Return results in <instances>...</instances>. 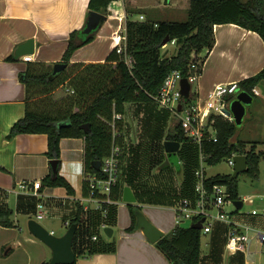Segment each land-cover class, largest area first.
I'll return each instance as SVG.
<instances>
[{
	"label": "crops",
	"instance_id": "0c3cea01",
	"mask_svg": "<svg viewBox=\"0 0 264 264\" xmlns=\"http://www.w3.org/2000/svg\"><path fill=\"white\" fill-rule=\"evenodd\" d=\"M125 1H130L132 6L145 7L146 10L139 13L146 18L151 16L157 20H160L157 17L159 13L166 16L164 19H173L169 16L171 11H166L169 5L178 13V8L183 5V2L187 5L190 3V0H117L111 2L108 18L97 30L95 39L74 52L70 60L71 65L106 61L110 52L115 48V34L122 25L125 27L128 18L139 19L136 18V14L139 13L128 9ZM89 2L90 0H0V208L11 209L13 211L11 219L14 222L11 227L0 224V264H43L49 262L52 257L51 248L34 236L30 230L26 231L22 225V222L31 218L32 214L36 215L38 198L31 194H18L15 191L17 184L21 181H42L52 173L51 158L47 155L48 135L21 133L9 139L8 134L14 123L25 115L27 103L33 107L34 101L40 98V96H33L24 82L23 78L27 69L29 66H34L32 63L43 64L45 69L54 68L56 62L62 61L71 32L86 25L90 12ZM214 31L215 45L211 50L202 52L205 56L203 69L196 84L194 83L195 87L192 86V89L197 92V98H201L202 102L207 98L208 93L219 84L239 82L256 74L264 67V40L259 33L236 23L216 24ZM28 38H34L36 42L35 53L32 54L33 60L25 61L23 57L16 61L7 60L16 45ZM127 104L124 113L125 146L121 182L133 189L137 197L136 204L145 207L155 224L166 234L176 227L175 208L179 201L174 202L171 199L172 202L165 200L155 203L149 200L148 195L150 193L153 196L160 190L168 188V185L159 186V180H153L149 187L140 186L141 194L146 191L147 196H142V199L138 200L134 187H138L140 179L134 178L130 175L131 173L125 175L126 165L129 169L132 166L131 157L134 148L132 125L125 121ZM136 104H130L129 107ZM140 112L142 113V109L137 106L132 117H139ZM171 113L173 119L174 116ZM172 119L168 118L169 127L166 128L170 129ZM84 149L85 138L65 137L61 141L60 173L71 182L75 190L74 194H69L64 187H52L45 184L42 186L45 194L44 201L49 209L50 217L60 219L62 225L66 227V223L71 222L76 215L78 204L83 206L80 198L84 195L83 176L81 175ZM130 182L133 184L130 185ZM181 182L183 184L184 180ZM181 188L182 185L179 189ZM13 195L14 204L11 203ZM249 196L254 197V195ZM126 205L129 207V203L123 200L122 192V200H118L114 207L110 224H105V227H112V236L104 232L105 227L102 228L104 225L102 224L96 232L99 238L88 242L93 246L106 244L113 250H101L86 257L79 256L77 258L79 264H171L155 242H151L142 230H127L132 224V217L130 208L129 210L123 208ZM166 206H169L173 213L172 220V215H167L170 221L156 214V211ZM258 208H264V205H258ZM121 209H125V212ZM234 220L245 224L244 219L234 218ZM169 225L171 226L167 227ZM215 228L218 232H223L226 249L228 224L218 221ZM50 231L57 235L63 234L57 233L55 227ZM261 250L262 245L259 250H253L250 247L248 255L250 257ZM244 254L246 253L229 252L228 264H249L248 260L244 261ZM222 260L219 247H211L206 252L202 264H222Z\"/></svg>",
	"mask_w": 264,
	"mask_h": 264
},
{
	"label": "trees",
	"instance_id": "16d2710c",
	"mask_svg": "<svg viewBox=\"0 0 264 264\" xmlns=\"http://www.w3.org/2000/svg\"><path fill=\"white\" fill-rule=\"evenodd\" d=\"M113 1L117 0H90L89 9L90 11H100L108 16L109 6ZM221 23H236L256 31L264 40V0H190L188 14L184 20H157L151 16L145 20L128 18L125 23V44L126 55L131 58L130 64L125 60L126 55L119 54L116 48L110 52L105 62L71 65L78 68L77 72L71 75H68V66L53 76L54 68L45 69L43 64L32 63L34 66H29L23 79L33 96H39L37 91H42V94L34 101L33 107L27 103L25 115L14 123L8 138L12 139L21 133H45L48 135L49 144L47 155L51 159H61L63 138H85L84 172L85 174L100 175L101 169L94 167V161L102 160L107 156L114 141L121 144L124 149L123 126L126 104L137 103L138 108L145 111L143 103L155 102L153 96L158 94L169 72L179 69L184 77H188L192 72L190 67L192 53H201L213 48L216 42L214 27ZM83 29L84 27L76 29L70 34L67 49L62 57V61L68 65H70L74 52L91 43L96 37L97 30L85 34ZM167 37L170 38L169 42L176 40L177 51L171 56H165L162 52L163 41ZM7 60L16 61L13 55L8 56ZM114 62L116 65L112 66ZM261 81H264V67L256 74L239 81L241 91H248L254 96L253 88ZM60 83L62 85L69 83L71 86L68 87L72 90L68 93L69 99H71L68 101L70 109L65 114L62 112L53 114L51 111L45 110L43 106L50 103L46 98L49 96L52 98L53 91L61 85ZM197 96V92L192 89L191 96L185 101L189 104L194 103ZM60 107L61 105H58L59 110ZM76 107L78 109L75 110ZM167 113L170 114V112ZM115 114H121L122 117L115 118ZM212 118H214L213 124L217 140L210 139L202 143L205 161L216 165L233 152L245 153L248 155L249 169L244 173L258 178L259 165L264 157V150L256 152L255 144L248 150L245 143L235 139L237 130L235 120L230 121L219 115L212 116ZM113 120L116 124V134L112 127ZM166 139L180 141L181 146L184 143H194L186 136L180 120L176 116L173 118V125L169 129ZM184 151L182 153L186 158ZM187 173L188 176L184 179L181 192L178 191L181 196H177V199L195 196L196 175L191 167H188ZM121 176L111 193L115 200H122L125 185L121 182ZM238 178L239 176L233 177L232 174L215 175L207 177L206 184L208 189H211L214 184L226 185L230 197L237 200L241 199ZM43 184L64 187L69 194L75 192L71 182L61 173L48 174L42 180ZM132 184L130 182V185ZM82 190L84 195L89 194V183L85 179L82 181ZM143 194L141 195L147 196L146 191ZM159 194L164 195L160 190L153 196L149 193L148 198L152 202H160L162 200L154 199ZM115 206L116 204L104 206L108 209L105 215L102 209L85 210L82 205L78 204L76 215L70 222V224L77 223L78 225L73 242L77 258L91 256L101 250L112 249L106 244L93 246L88 242L95 241L93 235L96 234L99 226L110 224ZM135 206L129 204L132 224L127 228L128 231L136 229V217L133 211ZM12 213L11 209L0 208V224L7 227L13 226ZM202 232V229L192 227V224L176 226L155 242V245L172 264H202ZM77 258L72 264H79ZM43 264H48V262Z\"/></svg>",
	"mask_w": 264,
	"mask_h": 264
},
{
	"label": "rangeland",
	"instance_id": "374dc122",
	"mask_svg": "<svg viewBox=\"0 0 264 264\" xmlns=\"http://www.w3.org/2000/svg\"><path fill=\"white\" fill-rule=\"evenodd\" d=\"M246 1V0H243ZM128 9L134 11L136 13L144 12L146 10L145 7L132 6L130 1H125ZM186 2H183V5L179 6V10L177 13L176 9H172L173 7L169 5L166 8V11L169 12V16L175 20H184L188 14V8L190 3L186 6ZM186 6V7H185ZM183 7V8H182ZM188 7V8H187ZM140 9V10H139ZM161 12V11H160ZM140 14V13H139ZM136 14V18L140 19V15ZM168 16V17H169ZM133 17V16H132ZM157 17L160 19L166 18L163 13L157 14ZM146 18V17H145ZM141 20V19H140ZM119 32L121 35L124 34V26L120 28ZM177 51L176 43H168L166 47L162 48V52L165 56H171L175 54ZM62 62V61H61ZM64 62V61H63ZM111 65V64H110ZM116 62L112 63V66H115ZM68 75L74 74L77 72L76 67L68 65ZM61 84V83H60ZM196 84V82H195ZM58 85V84H57ZM33 86V85H31ZM69 83H63L60 86H56V90L52 93V98L47 97V102L49 104H45L43 108L45 110L51 111L53 114H58L60 112L66 113L70 108L68 105L69 99L68 93L70 91L67 90L69 87ZM71 87V86H70ZM195 87V85H194ZM257 89L261 92L260 95H254L253 100L247 106L246 114L243 118L241 124L237 125V130L235 134V139L241 141L246 144V148L249 150L255 144L256 152H260L264 150V81H261L257 86ZM44 90V89H43ZM42 91H37V95L40 96ZM67 96V97H66ZM66 97V99H65ZM235 99V97H231L228 100V105ZM45 101V100H44ZM46 102V101H45ZM133 104V103H130ZM129 103L127 104L126 115L127 118L125 121L132 125V136H133V155H132V166L129 169V166L125 167V175L133 176L134 178L140 179V184L138 187H134L136 193L138 195V200H141V191L139 189L142 187H149L152 184L153 180H159V186L168 185V188L164 189L162 192L164 195H157L154 199L162 200L170 202L171 199L175 201H179L177 199L181 196V189L179 187L182 185L181 180L183 181L188 176V167H191V170H203L204 175L207 177L220 175H230L234 172V166H231L227 159H223L220 163L216 165H211L208 162L202 160L200 149L197 143H184L182 144L181 149L179 150V157L181 162V168L178 170L177 165L173 163H169L164 166L167 160V153L165 150V140L168 134L169 127L167 121L168 118L172 119V116L168 114L167 109L159 106L154 101L143 103V108L145 111L142 113H138L139 117H132L133 112H136V105H131L133 107H129ZM42 105V102H41ZM58 105H61L60 110L58 109ZM142 106V104H141ZM65 109V110H64ZM78 107L75 108V110ZM167 111V112H166ZM171 113V112H170ZM172 114V113H171ZM173 120V119H172ZM173 125V122L172 124ZM172 126H170L171 128ZM186 154V159L183 156L182 151ZM188 165V166H187ZM187 174V175H186ZM195 176V175H194ZM239 182V193L240 197L244 201L243 207L238 209L234 204V200L227 195V204L226 209L229 211L233 218L244 219L245 225L251 228L250 234L252 235L254 230L256 231H264V208H258V205H264V157L260 162V173L258 178L251 177L245 173H241L238 178ZM138 190V191H137ZM180 190V192H178ZM249 195H254V203H250L247 200ZM263 195V196H262ZM178 196V197H177ZM246 197V198H245ZM245 199V200H244ZM11 203L14 204V195L11 197ZM121 208V204H120ZM126 210H129L130 207L128 205L124 206ZM144 214L153 221L152 217L146 211L145 207L140 206ZM258 209V214L253 215L252 210ZM157 210V209H155ZM121 211L125 212V209H121ZM156 214L162 218H166L167 221H170L167 215H172L171 220L173 219V213L169 209V206L163 207L160 211H156ZM28 220H24L22 222L23 228L27 231L28 221L30 219H36V215L32 214L31 218H27ZM154 222V221H153ZM214 222V229L210 233L202 232V254L203 258L209 248L211 247H219L221 257H223L222 264H228L229 262V252L225 249L224 245V236L223 232H218L215 228L216 223ZM41 223L48 229L51 230L53 227L57 230V233L64 234L67 230L66 226L62 225L60 219H52L50 215L41 220ZM155 223V222H154ZM191 225L190 221H186L183 226ZM171 225L167 226L170 227ZM169 230V228L167 229ZM103 232V231H102ZM216 240V243L214 241ZM251 248L253 250L260 249L261 245H257L255 241L252 242ZM244 261L248 260L249 264H264V247L260 252H257L249 257L248 253L244 254Z\"/></svg>",
	"mask_w": 264,
	"mask_h": 264
},
{
	"label": "built area",
	"instance_id": "2783aa9c",
	"mask_svg": "<svg viewBox=\"0 0 264 264\" xmlns=\"http://www.w3.org/2000/svg\"><path fill=\"white\" fill-rule=\"evenodd\" d=\"M141 20H145L143 14L140 15ZM124 34L118 31L115 34V48L119 54L126 55V29L124 27ZM168 43H176L172 40ZM168 43L164 44L166 47ZM25 61H32V55L22 56ZM204 55L201 53H192L190 60V67L192 72L188 77H184L181 70L173 69L165 77L163 84L153 98L159 106L168 109L176 116L181 123L186 136L194 143H197L200 149L202 160L205 161V155L202 151V143L205 140H217L216 129L214 127V118L212 116H222L230 121L234 120L232 115H228L225 108L229 107L228 100L231 97L241 92V87L238 81H233L225 84H219L208 93L207 98L202 102L201 98H197L194 103H187L181 89V81L187 78L191 85L198 80L201 75L204 63ZM128 64L131 63V58L126 55L125 58ZM68 91H72L67 88ZM255 95H260L261 92L257 87L253 88ZM181 106V108H180ZM116 117H122L121 114H115ZM114 132L116 130L115 120L112 122ZM116 134V132H115ZM123 146L114 141L110 153L101 160V174H85L84 168L81 171L83 179L89 183V194L83 195L80 200L85 210L102 209L103 214H107L108 209L104 206L117 204L112 196L114 185L118 182L122 172V155ZM237 154H245L233 152L226 159L231 166L235 165L234 157ZM196 185L194 197H183L179 200L176 211V226H183L186 221L191 224L205 217L203 222L202 231L210 233L214 229V222H225L229 226L227 233L226 249L230 253L237 252H250L252 242L260 243L262 249L264 247V231L254 230L250 234L251 228L237 220H234L231 213L227 211V195L229 192L227 186L223 184H214L211 189H208L206 184L207 176L204 175L203 170H196ZM42 181H21L17 184L15 191L19 193H26L34 195L38 198L36 220L40 221L49 216V209L45 204V194L42 191ZM245 200V199H244ZM250 203H254V197H247ZM253 214L258 213V209L252 210ZM67 227L71 224L66 223ZM106 225L104 224L102 228ZM53 232V231H52ZM54 233V232H53ZM98 235L95 234L93 239H97ZM172 264V263H171Z\"/></svg>",
	"mask_w": 264,
	"mask_h": 264
},
{
	"label": "water",
	"instance_id": "95a60500",
	"mask_svg": "<svg viewBox=\"0 0 264 264\" xmlns=\"http://www.w3.org/2000/svg\"><path fill=\"white\" fill-rule=\"evenodd\" d=\"M108 16L100 11L91 10L89 12L86 25L83 29V33L89 34L93 31L98 30L103 22L107 20ZM170 41L167 37L163 44ZM36 42L34 38H28L24 41L19 42L14 48L12 55L16 60L20 59L24 55H32L35 53ZM68 64L66 62H56L54 64V69L52 75H57L67 68ZM181 89L185 99L191 96L192 85L187 78H183L181 81ZM253 100V96L248 91L239 92L235 99L230 103L229 107L225 108L228 115H232L233 119L237 125L241 124L243 118L247 111V106ZM181 108V106H180ZM84 127V126H82ZM165 150L167 153V160L164 166L169 163L177 165L178 170L181 168V162L178 155V151L181 148V142L177 140L166 139L165 140ZM234 172L233 177L239 176L241 173L246 172L248 167V155L247 154H237L235 157ZM101 160L94 161L93 165L95 168L100 169ZM62 160L61 159H50V165L52 168V173L54 175L60 173ZM123 200L129 204L136 205L134 207V214L136 217V229L142 230L146 237L151 242H157L161 239L165 232L159 228L153 221H151L139 207L137 202V197L130 186H125L123 191ZM234 204L238 209L243 207L244 201L242 199L234 200ZM205 217L199 219L198 221L192 223V227L202 229ZM28 228L30 232L49 246L52 250V257L48 264H72L76 261V252L73 248L74 238L78 229L77 223H72L62 235H57L52 231L48 230L40 221L36 219H30L28 221ZM113 229L110 226L105 227L104 232L108 236H112Z\"/></svg>",
	"mask_w": 264,
	"mask_h": 264
}]
</instances>
